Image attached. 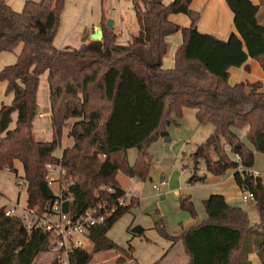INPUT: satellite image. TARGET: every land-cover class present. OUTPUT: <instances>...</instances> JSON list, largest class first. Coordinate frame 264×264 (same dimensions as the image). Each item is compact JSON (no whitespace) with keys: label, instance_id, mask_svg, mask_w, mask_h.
Masks as SVG:
<instances>
[{"label":"trees","instance_id":"trees-1","mask_svg":"<svg viewBox=\"0 0 264 264\" xmlns=\"http://www.w3.org/2000/svg\"><path fill=\"white\" fill-rule=\"evenodd\" d=\"M192 2L133 0L139 32L127 45L118 44L116 32L106 26L101 40H89L77 49H57L54 39L65 0H27L21 12L0 0V53L22 45L17 61L0 71V83H7L11 97L0 108V170L18 176L17 164L21 165L27 210L39 216L50 213L56 197L47 179L49 164L62 166L66 213L79 218L98 204L110 210L106 222L91 229L94 250L74 251L70 264H89L99 247L116 248L110 230L139 204L135 197L120 204L127 191L116 177L123 173L142 181L150 178L149 149L168 136L184 108L196 109L198 122L214 128L191 155L195 167L190 184L205 183L207 174L223 177L234 171L241 191L254 195L260 221L252 225L247 211L213 194L203 202L208 217L200 225L176 238L160 219L155 224L158 235L180 240L189 264H251L248 256L254 251L264 264V172L254 171L256 154L264 153V82L230 83V70H249V59L264 71L260 5L226 0L235 32L220 40L198 30L202 12L194 11ZM172 14L186 15L190 26L172 22ZM177 33L182 43L175 66L165 69L168 38ZM46 74L53 137L40 141L34 126L41 116L39 91ZM14 114L15 128L10 129ZM71 120L75 121L70 124ZM65 128L74 144L57 157ZM242 130L245 141L238 134ZM130 149L137 150L133 165L127 159ZM200 162L206 166L203 175L197 172ZM181 208L197 217L189 199L181 201ZM48 248V233L28 228L20 217L6 216V208L0 207V264H34Z\"/></svg>","mask_w":264,"mask_h":264},{"label":"crops","instance_id":"crops-1","mask_svg":"<svg viewBox=\"0 0 264 264\" xmlns=\"http://www.w3.org/2000/svg\"><path fill=\"white\" fill-rule=\"evenodd\" d=\"M172 1L164 0L166 5ZM251 1L259 5L258 0ZM191 8L202 12L197 23L200 32L214 35L220 40H227L229 35L235 32L233 14L226 0H193ZM170 20L183 27L191 24V20L184 14H172ZM128 29L131 36L139 32V26ZM168 41L170 51L163 60V67L172 69L175 66L176 51L182 43V36L177 33L170 36ZM247 65L249 70L245 67L230 70L231 84L247 81L264 82V71L260 64L256 60L249 59ZM40 115V118L45 117L42 113ZM211 126H204L198 122L196 109L184 108L182 118H176V124L168 128V136L161 138L150 147L153 171L148 180L129 178L123 173H118L116 178L121 188L135 197L139 204L127 214L130 219H125V227L129 235L125 250L98 248L92 264H189V258L180 240L173 242L158 235L155 226L158 220H163L166 231L171 237L178 238L207 219L203 202L213 194L223 195L230 205L245 210V201L242 198L241 189L234 180V171L228 172L223 177L207 174L205 183L190 184L189 182L193 167L191 163L188 161L185 163L184 160L188 159L189 155L194 153L197 147L213 133ZM238 134L242 140H246V130L238 131ZM61 154L56 156L60 157ZM136 158L137 151L136 153L132 149L127 151L130 165L135 163ZM20 167L21 165L17 164L18 170ZM254 171L257 172L255 168ZM202 172V175L206 173ZM163 180L166 184L161 185L159 190H155L154 185L160 184ZM185 199L193 202L197 217L194 218L182 210L181 201ZM255 209H257L256 203ZM248 259L251 264H262L255 251L249 254Z\"/></svg>","mask_w":264,"mask_h":264},{"label":"rangeland","instance_id":"rangeland-1","mask_svg":"<svg viewBox=\"0 0 264 264\" xmlns=\"http://www.w3.org/2000/svg\"><path fill=\"white\" fill-rule=\"evenodd\" d=\"M5 1L13 8V10L21 12L27 0ZM258 4L260 5L258 19L259 22L264 25V0H258ZM109 23L113 25L111 30L115 31L117 34V43L121 45H127L132 37L128 28L134 29L138 27L133 0H65V7L61 14L60 23L57 29L56 37L54 39V46L57 49H77L85 42L92 40V35L97 32V28H102V26L105 25L101 29L103 30L104 28H107L106 26ZM21 50L22 45L18 46L12 52L0 53V71L4 67L14 64L17 61ZM143 54L146 56L147 52L143 51ZM6 87V82L0 83V108L2 103L9 104L11 99V97L6 94ZM39 99L40 113H42L45 117H41L36 120L34 131L38 140L50 141L53 137V131L47 74L41 77ZM13 119L14 121L10 125V129L15 128V114ZM74 121L75 120H71L70 124H72ZM69 130V128H65L63 130L61 146L56 151L55 155H60L64 149L73 146L74 141L68 136ZM132 151H135L136 153L137 150L132 149ZM262 154L263 153H257L255 169L257 172L259 171L263 173L264 156H262ZM191 155H189V158L185 159L184 161L185 163L187 161L191 163V166L194 170L195 164L191 158ZM155 168H157V165H155ZM152 171L153 169L151 167V173ZM202 171L206 172V166L204 162H200L197 167V172L199 175H202ZM18 172L19 174L16 176L15 173L10 172L9 170H0V206H6L7 208L16 207L17 209L6 208V210H15L16 214H14V216L16 215L17 217H20L24 223L37 221L39 215L27 212V191L22 179L24 175L23 168L20 167ZM51 177L55 180L52 188L55 193H59L62 189L60 174L58 172H54L51 174ZM132 210L130 212H132ZM245 210H250L248 211V214L252 225L259 223L260 214L259 211L255 209V202L253 199L245 201ZM127 214L124 215L125 217L122 218V220L120 219L109 232L110 239L113 240L116 245V248L114 249L119 251L125 250L127 240L129 238L127 229L125 227V219H130L129 215ZM102 247L108 248L105 246ZM93 250L94 244L91 243V246L87 251L90 252ZM95 255L96 252L94 253L93 259L89 264L94 262L96 257ZM55 258L56 256L51 252H45L38 257L34 264H50Z\"/></svg>","mask_w":264,"mask_h":264},{"label":"built area","instance_id":"built-area-1","mask_svg":"<svg viewBox=\"0 0 264 264\" xmlns=\"http://www.w3.org/2000/svg\"><path fill=\"white\" fill-rule=\"evenodd\" d=\"M49 184L52 186L55 180L51 174L58 172L61 174L62 166L49 164L47 165ZM259 175V172H255ZM163 180L160 184L154 185L155 190H159L161 185H165ZM63 190L56 193L51 204V211L43 216H38L37 221L25 222L28 228L36 227L42 229L49 235V252L56 256L57 264H70L69 256L76 250L85 249L91 246L90 232L93 227L104 224L110 215V210L105 206L98 204L95 207L89 208L79 218H73L70 214L64 211ZM65 188V192H68ZM244 201L249 199L254 200V195L249 191H242ZM132 196L127 193L125 199L120 200V204L126 203ZM28 213L35 214L34 211L27 210ZM16 214L15 210H6V216L12 217ZM16 216V215H15ZM54 259V261H55Z\"/></svg>","mask_w":264,"mask_h":264},{"label":"water","instance_id":"water-1","mask_svg":"<svg viewBox=\"0 0 264 264\" xmlns=\"http://www.w3.org/2000/svg\"><path fill=\"white\" fill-rule=\"evenodd\" d=\"M107 27L111 29L113 25L109 23L107 24ZM101 38H102V30L101 28H99L97 32L92 35V40L97 41L100 40ZM263 252H264V247H263Z\"/></svg>","mask_w":264,"mask_h":264}]
</instances>
